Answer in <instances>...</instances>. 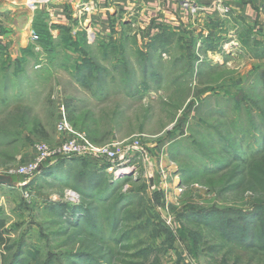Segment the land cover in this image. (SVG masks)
<instances>
[{
    "label": "rangeland",
    "instance_id": "1",
    "mask_svg": "<svg viewBox=\"0 0 264 264\" xmlns=\"http://www.w3.org/2000/svg\"><path fill=\"white\" fill-rule=\"evenodd\" d=\"M180 1L199 24L140 32L108 14L41 32L39 51L5 35L0 264H264V38L216 1ZM62 116L94 144L138 145L128 169L70 157L9 172L56 142Z\"/></svg>",
    "mask_w": 264,
    "mask_h": 264
},
{
    "label": "crops",
    "instance_id": "2",
    "mask_svg": "<svg viewBox=\"0 0 264 264\" xmlns=\"http://www.w3.org/2000/svg\"><path fill=\"white\" fill-rule=\"evenodd\" d=\"M213 1L216 0H191L201 7L210 8ZM221 1L222 5L224 3L228 5L235 19L256 25L258 29L254 35L258 32L256 37L264 38V0ZM210 10H206L209 16H211ZM189 13V10L181 5L180 0H98L96 2L92 0H38L35 2L33 0H0V43L5 39V35L11 33V39L16 41L18 47L24 48L30 43L32 50L39 51L41 45L32 40V32L41 35V32H52L70 24L80 23L82 19L89 18L92 22L103 19L108 14L115 19L124 15L131 17L130 20H133V23H135L134 20L139 23L140 32L146 30L147 24L159 28L164 25L182 28L195 26L198 21L193 23ZM206 13L198 14L203 17ZM22 18H25V21L21 22ZM205 20L207 24L214 22L207 18ZM131 24L127 23L125 26L128 27ZM98 32L105 34L103 31V33ZM36 47L38 50L35 49ZM41 65V63L33 64L37 68ZM32 147L33 144L29 155L31 157Z\"/></svg>",
    "mask_w": 264,
    "mask_h": 264
},
{
    "label": "built area",
    "instance_id": "3",
    "mask_svg": "<svg viewBox=\"0 0 264 264\" xmlns=\"http://www.w3.org/2000/svg\"><path fill=\"white\" fill-rule=\"evenodd\" d=\"M35 1L38 0H33V2ZM92 1L96 2L98 0ZM216 2L221 14L229 11L228 6H222L221 0H216ZM29 4L31 6V2ZM31 38L36 42L38 35L32 32ZM35 49L38 50L37 47ZM55 130L56 142L54 144L42 141L33 143L32 157L27 161H23L9 172L30 178L38 173L47 161L77 157L86 159L104 158L111 163L108 169L118 173L128 169L131 154L134 150H138V145H127L121 141H113L102 145L94 144L88 139L85 132L73 129L63 116L56 122ZM185 263L194 264L190 260H186Z\"/></svg>",
    "mask_w": 264,
    "mask_h": 264
},
{
    "label": "trees",
    "instance_id": "4",
    "mask_svg": "<svg viewBox=\"0 0 264 264\" xmlns=\"http://www.w3.org/2000/svg\"><path fill=\"white\" fill-rule=\"evenodd\" d=\"M37 43H40V37L38 36V39H37V41H36ZM258 77H259V80H260V82H261V84H262V87L264 88V69H262V70H260L259 71V74H258ZM75 158H77V157H75ZM46 163V162H45ZM45 163H44V165H45ZM47 163H48V161H47ZM44 165L41 167V169H43L44 168ZM50 168V167H49ZM40 169V170H41ZM4 226H5V221L2 219V218H0V232H1V230L4 228ZM227 225H225V226H222L221 227V231H222V233L224 234H222V236L226 239V240H228L230 243H236L237 242V234H234V232H233V230H234V227L232 228V229H227V228H225ZM224 228H225V230H224ZM227 230V231H226ZM2 242H4V240H3V237L1 236V234H0V243H2ZM237 243H239V242H237ZM239 246H241L240 244H238ZM246 246H248V244H245V245H242V247H246Z\"/></svg>",
    "mask_w": 264,
    "mask_h": 264
}]
</instances>
